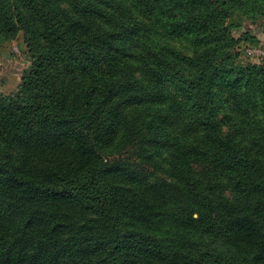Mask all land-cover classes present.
<instances>
[{"label": "trees", "instance_id": "trees-1", "mask_svg": "<svg viewBox=\"0 0 264 264\" xmlns=\"http://www.w3.org/2000/svg\"><path fill=\"white\" fill-rule=\"evenodd\" d=\"M264 0H0L30 63L0 94V264H264Z\"/></svg>", "mask_w": 264, "mask_h": 264}, {"label": "rangeland", "instance_id": "rangeland-1", "mask_svg": "<svg viewBox=\"0 0 264 264\" xmlns=\"http://www.w3.org/2000/svg\"><path fill=\"white\" fill-rule=\"evenodd\" d=\"M245 33L257 44L241 40L235 48L240 60L264 65V18L257 21L241 19L240 27L234 29L232 34L235 38L242 39V35ZM249 48L254 52L248 53ZM29 63L30 55L22 33H18L14 40L8 41L0 47V94H17L21 74Z\"/></svg>", "mask_w": 264, "mask_h": 264}, {"label": "built area", "instance_id": "built-area-1", "mask_svg": "<svg viewBox=\"0 0 264 264\" xmlns=\"http://www.w3.org/2000/svg\"><path fill=\"white\" fill-rule=\"evenodd\" d=\"M247 51H248V53H250V54L254 52V50L251 49V48H249Z\"/></svg>", "mask_w": 264, "mask_h": 264}]
</instances>
